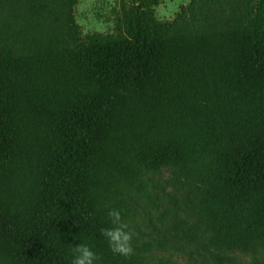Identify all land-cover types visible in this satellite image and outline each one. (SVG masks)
Segmentation results:
<instances>
[{"label":"trees","instance_id":"trees-1","mask_svg":"<svg viewBox=\"0 0 264 264\" xmlns=\"http://www.w3.org/2000/svg\"><path fill=\"white\" fill-rule=\"evenodd\" d=\"M163 2L84 33L80 0H0V264H264V0ZM108 207L149 216L130 258Z\"/></svg>","mask_w":264,"mask_h":264},{"label":"rangeland","instance_id":"rangeland-1","mask_svg":"<svg viewBox=\"0 0 264 264\" xmlns=\"http://www.w3.org/2000/svg\"><path fill=\"white\" fill-rule=\"evenodd\" d=\"M189 1L164 0L163 4L157 8V15L160 19H172L178 13L180 6L187 4ZM117 3L118 0H80L77 7V21L83 32L112 31L114 28L113 9L117 6ZM129 231L134 234L132 246L140 245L142 241L149 240V216L134 222ZM236 257L239 264H250L252 261L250 256L237 254ZM200 259L189 258L187 255L170 257L168 252L158 251L153 253L151 258H147V264H200Z\"/></svg>","mask_w":264,"mask_h":264},{"label":"clouds","instance_id":"clouds-1","mask_svg":"<svg viewBox=\"0 0 264 264\" xmlns=\"http://www.w3.org/2000/svg\"><path fill=\"white\" fill-rule=\"evenodd\" d=\"M106 214L111 227H102L100 235L114 255L130 258L134 254L132 246L134 234L128 230L129 225L123 220L119 209L108 207ZM70 264H101V256L92 246L79 243L72 249Z\"/></svg>","mask_w":264,"mask_h":264}]
</instances>
